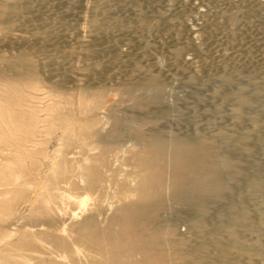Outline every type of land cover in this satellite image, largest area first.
I'll use <instances>...</instances> for the list:
<instances>
[{"label":"bare ground","instance_id":"6f19581e","mask_svg":"<svg viewBox=\"0 0 264 264\" xmlns=\"http://www.w3.org/2000/svg\"><path fill=\"white\" fill-rule=\"evenodd\" d=\"M35 1L37 2V0H0V91L21 93L27 88L38 89L43 81L46 82L47 86L49 84V86H51L52 84L54 88V86L63 81L65 84L66 80L72 81L74 79V74L71 72L72 65L66 66V64H70V62L66 61L64 54H60L57 48L62 44L63 48H65L64 43L75 35L76 28L78 27H76L75 30L72 29V26L75 27V25H71L73 23L70 24V21V32H68L69 30H66L69 27H65L64 25H62V29L59 28L58 26L62 27L61 23L60 25L58 24L59 21L56 24L55 22L57 21H55V19L54 21H51L53 19L48 21L46 16H44L48 11L46 8L47 11L45 10V14L44 12H42L43 14L39 13L41 10L44 11V7L43 9L39 7L41 8L39 10ZM254 1L256 0L251 2L254 3ZM261 1L262 3L264 2L263 0ZM169 2L170 0H95L93 3L94 7H91L93 13L89 11L92 14V16L89 14V16L92 17H90L89 19L91 20L88 21V23L90 22V27L88 26L89 28H86V30L89 29V32H86L89 33V36L88 34L87 36L90 38V41L87 40L86 36L85 37L86 40L89 41V44L90 42L96 46L99 44V46L94 47H99L101 49L106 47V49H111V52L109 51V53H107L108 50L105 51L103 49L105 51L103 52L104 54L101 51L102 55L100 58H97L99 55L96 56V49L95 51H87L85 54L86 57H84L85 59L83 58L84 60L80 57L83 61L81 64V60L78 58V62L81 66L79 67V64H77L78 67L75 68V70H79L78 68L82 70L81 76L83 77L81 78H83L85 85H82L83 87L80 90L77 99H65L66 102L65 100H61L59 103L61 104L65 102V104H70L76 107L72 110V113H75L76 110L83 113L97 110L102 106L104 97L107 94L106 86L115 83L117 85V92L130 100L136 111L138 108H140L139 110H145L151 104L153 106H158V104H160L162 95H164L162 87L163 79L173 73V68H184L187 70L185 66L192 65L194 66L192 69H194L196 74H198L203 67H206L209 71L206 75L207 82L213 81L215 84L214 81H218V84L216 82L217 88H215V94L226 92V87H229V85L231 87L232 85L231 88L227 89H231L230 92H228L230 93V96H233L232 100L235 99L233 109H231L233 110V119L235 117L238 121L240 119L241 122H245L246 119L249 118L253 121L251 122L253 123V127L250 126L252 127L251 130H246L244 128V131L237 129L232 131L222 129L217 130V132L214 131V134L205 138L206 141L200 137L201 135L188 138L183 136V138L172 132V135L170 134L171 136L168 138L160 135L157 131H155L156 133L152 132L153 134L150 135L141 136L140 141L136 142V147H133L134 153L129 158L130 163L141 174V177L138 179H129L127 182V189L132 195H136L137 198L115 207L106 222H102L98 218L99 211L91 210L88 213H85L81 218L71 217V224L68 229L64 223L60 226L56 225L52 215L48 213L47 206L49 200L43 197V189L46 188L47 175L57 172L56 165L58 163L67 162L69 159L67 150L72 144L90 141L93 144H97L99 151L94 154H89L88 157L83 160H77L75 169L78 171V176L81 179H83V177L89 179L87 185L84 187L86 193L96 194L97 192H104L107 187L102 175V168L108 163L107 155L109 151L115 148L117 142L121 141L124 137L125 132L128 131L127 127L131 129L133 121H135L136 118L130 115L126 116L127 113L125 114L126 117H121L120 110V113L118 112L120 116L110 112L109 119L111 126L104 130V124L109 123V121L104 122L103 124L102 121L95 116H85L83 118H77L71 115L59 116L61 130L60 133L54 136V142L52 145L53 149L48 155L49 162L51 163H43L44 166L40 169V174L37 175L38 177L36 176L37 181L33 186L31 195L26 200V206L23 211H19L15 217L17 220L22 219L29 211H39L37 209V204L42 206L43 215H45L49 224L47 233H42L41 236H39L36 232L26 230L25 232H28L26 233V236L47 237L51 239L54 245L59 247L61 251V262H59V264H232L233 261H235V258H240V262L245 260V263L242 261V264H252V260L255 258H258L259 260L264 259V175L252 171H248L247 173L246 170H242L238 162L235 161L226 151V154L221 153L222 155H217L220 154V147L225 146L224 144L226 143L229 145V142L232 143L231 145L236 150L245 148L244 146L246 145L244 144L252 141L258 143V148H260V145L262 148L264 147V129L260 128L261 123H258V118L255 115L256 113L253 112L255 109L257 110V108H264V80H257L260 78L256 77L257 73L255 72V66L252 64L255 71L249 69V66L251 65L248 64V59L247 64L249 66L247 68L251 71L250 73L245 70L244 67L246 66H242L243 69H241L238 66L239 64H236L237 58L235 59L236 62H232V57L230 58L231 61L228 60L229 56L227 57L225 54V52H228L227 50H223L224 54H218V56H220L218 58L219 60H216L217 62L211 60V58L209 60V58L206 59L204 57V59L201 58V62L199 63L198 61L199 64L196 65L197 58L195 59V57L199 53V47L201 46V49L203 48V43L200 46L197 45V42V44H195V35L198 34L197 32L203 33L204 31L206 33V31H210L215 27L210 30H203V24H206V21H208L206 20L203 22V26L198 27L196 30L193 28L189 29L188 27L185 29L186 27L180 25L177 20L179 18L181 19L179 15V18L174 16L179 24L174 22L176 20L172 21V19H169ZM258 2L260 1L258 0ZM210 3L212 4V2ZM243 3H245V1ZM257 3L255 5H257ZM181 4L183 5L184 3ZM39 6H41V4ZM240 7L241 6H239V10L242 8ZM246 8L244 9L245 11ZM177 9L182 10V7ZM239 10L237 13L229 12V15L227 13V22L230 21L234 23L237 19ZM244 10L241 11L244 12ZM251 10H253L252 7ZM251 10L249 11L250 13ZM50 13L51 12L47 13V16ZM176 13L183 14L182 12L179 13V11H176ZM27 16L28 18L24 20V17ZM55 16L53 14V16H50L49 18H54ZM209 16H211V13ZM212 17L213 16H211V18ZM29 18L31 21L28 20ZM63 21L64 20L61 21L62 24L64 23ZM224 21L225 20H223V22ZM212 23H214V21H212ZM22 25L23 28L26 26L28 34H16V32L14 34V31H16L15 29H18L20 26L22 27ZM224 25L226 26L227 23ZM205 29L208 28L205 27ZM61 30L64 32L61 33ZM78 30L79 29H77V31ZM157 32H161V34L158 33L159 37L156 34ZM185 32H188L186 34L190 35V38L188 39L191 40V44L198 52L194 53L196 54V56L194 55L195 57L186 58L181 55L184 46L188 44H179L177 43V39ZM228 32L229 31H226V33ZM209 34L213 35L214 33L209 32ZM152 35L154 37L157 36V39H153ZM205 35L209 36L208 33ZM227 35L229 36L230 34H226L225 36ZM77 36H79L78 38L80 39L78 33ZM210 37H208V39L210 38L208 42L210 41L213 43V36ZM230 37L231 36L227 38ZM60 38L63 40L66 39L64 40L65 42L63 41L64 43L62 42L61 44L60 42L62 40ZM231 38L227 40L232 48V43L234 41ZM217 39L220 40V38ZM222 40H224V38ZM84 41H82V43H84ZM120 41H126L130 45H133V42L137 41L136 44H134L136 47L128 49V53L122 55L119 51L120 44H118V42ZM206 41L202 42L205 43ZM208 42L205 43L206 46ZM70 43L72 42L70 41ZM65 44L69 43L67 42ZM239 44L236 42L235 45ZM50 45H52L53 48H50ZM101 45H103V47ZM156 45L163 47V50L164 48L167 49H165L169 52L167 57L165 56V51V55L158 54L159 51H157L158 53H154L156 51H153L152 49L154 48V50H156L154 47ZM213 45L216 44L213 43ZM213 45L212 47L210 45V48H214ZM226 45L228 46V44L223 45L222 43V46H225V48L227 47ZM2 47H6L7 52H4L6 50L3 51ZM48 47L50 49H47ZM218 47L220 46H217L216 48ZM229 47L230 46H228V48ZM218 49L216 50V53L220 51ZM120 50L122 51V49ZM66 55H69L67 57L71 58L70 56L72 53L67 51L65 52V56ZM85 55H82V57ZM235 56H237V54ZM249 56L251 58V55ZM249 56L247 55L244 59L242 58V61H246V58ZM72 57L74 58V56ZM239 58L241 59V56H239ZM71 62L73 63L74 61L71 60ZM244 63L242 62L240 64L245 65ZM167 65L169 67H167ZM165 66L167 67L166 69ZM259 68L260 67L257 68L259 71L257 72L260 74L261 69L259 70ZM212 69L214 71H212ZM191 71H189V73ZM245 71L248 74H244ZM174 72H176V70ZM262 72L264 71L262 70ZM75 73L77 72L75 71ZM196 74L188 75L191 76L189 77L191 80L192 78L194 80ZM99 83L101 84L100 88L98 87L99 89L97 88V90H94L93 86ZM233 85L234 89H232ZM224 94L223 96L225 97ZM57 108L58 106H52V108L46 107L45 110H51V112L53 110V112H55ZM245 108H250L254 115L248 117L250 114H246L248 118L245 116L246 119L243 121L244 114L242 115L241 111ZM111 111L115 110L113 109ZM51 112L46 113L45 120L49 119L51 121L52 118H55ZM0 115V122L8 124L5 115L1 110ZM236 119L234 120L236 121ZM240 121L239 123L236 121V123L240 125ZM261 127H264V125ZM239 128L241 129L242 127ZM138 133H140V130ZM70 134L75 135L77 140L71 141L69 138ZM134 134L137 133L135 132ZM37 143L38 142L33 141L32 146H35ZM24 149L29 151V145H25ZM249 149L253 148L248 146L246 152ZM226 169L228 173L230 170L235 169L237 174L234 175L244 176L247 179L246 192H243L242 194H239V192L237 195L238 197L239 195L241 197L239 202H234L235 199L232 201L230 197V200L228 199V201H232L231 203L229 202L226 204L223 200L228 191L226 186L227 179L231 180V178L228 177L229 175L225 173ZM231 174L230 176H232ZM230 180L228 182H230ZM229 193L231 192L228 191V194ZM219 199H222V202L227 205L226 212L221 213L222 208H218V211L220 210L218 213L217 207H215V211H217L218 214H214L213 216L212 213L214 212L211 211L214 207L211 208L210 204L217 202L216 200L219 201ZM248 200L254 201V207H252L253 211H251L248 204L244 203ZM173 205L178 207H188L191 209V214L189 215V218H187L188 226L191 228L190 230H193V234L197 235V237L199 236V238L193 237L194 235L188 236L189 234H187L186 236L182 234V231L179 232V230L173 225L174 223L170 224L168 220L164 218L163 211L176 207ZM214 205L215 203L213 206ZM174 211H172V213H175V215H171V213L169 214L177 217L176 221L178 222V217L181 216V213L178 210ZM252 212H254L256 216L255 220H253L254 217L252 216ZM171 216L170 219L172 221L173 218ZM180 218L182 219L185 217L183 215ZM69 230L70 233L68 232ZM244 232H249L250 235H252L250 232H254L255 236L253 235V237H250L245 234L250 237L246 238L244 237ZM45 263L54 264L56 262L47 259Z\"/></svg>","mask_w":264,"mask_h":264},{"label":"rangeland","instance_id":"374dc122","mask_svg":"<svg viewBox=\"0 0 264 264\" xmlns=\"http://www.w3.org/2000/svg\"><path fill=\"white\" fill-rule=\"evenodd\" d=\"M39 1L38 0H37V2L35 1V3H37L36 5H37L38 9L40 10L41 8L43 9V7H44V11L38 10L39 13L43 14L42 12H44V14H45V10L47 9L48 10V11L46 10L47 13L51 12L54 14V16L57 14L54 18H52V17L49 18L50 16H53V14L50 13L47 16V13H46V15H44V16H46L48 21H50V19H53L51 21H54V19H55V21H57V22H55L56 24L59 21V23H58L59 25L61 23V26L64 25L65 27H69L68 29H66L67 31L69 30L68 32H70L71 25H75V27L72 26V29H74V30L76 27H78V28H76V31H75L76 33L73 31L76 35V38L74 35L72 38H70V40L68 39L67 42L69 44H65V43H67L64 41L66 39L63 40L62 38H60L62 40V41L60 40L61 44L63 41L65 42V43L63 42L65 48H63V44L62 45L60 44L61 46L58 47L59 49L57 48V50L59 51L60 54H64L66 61L70 62V64H66V66L72 65L71 72H72V74H74V79L72 81L66 80L65 84L63 81V82H61L62 84L59 83L58 85L54 86V88H53L52 84H51V86H52V88H51V86H49L50 84L47 83V84H49L48 85L49 87H48L46 85V82L43 81L45 84L42 82L38 89L27 88V89H25L24 92H21V93L0 91V110L5 115V118L8 122V124L0 122V264H46L45 262L47 259L54 260L56 262L54 264H59V262H61V257H60L61 251H60L59 247H56L54 245V243L51 239H49L47 237H29V236H26V233H28V232H25L26 230L36 232L39 236H41L42 233H47V230L49 229L48 221L46 220L45 215H43V211H42L43 209H42V206L40 204H37V209L39 211H34V212L29 211L28 213H26L24 218L19 219V220H17L15 218L17 213L19 211H23L24 207L26 206L25 205L26 200L31 195L33 186L37 181L36 176L40 174L39 171L44 166L43 163L48 164V162H49L48 155L50 154V151L53 149L52 145L54 142V136L56 134L60 133V130H61L60 121L58 118L59 116L71 115V116H75L77 118H79V117L83 118L85 116H95V117H98L102 121L103 124H104V122L109 121V123L104 124L105 125L104 130L108 129L111 126V122L109 119L110 112L115 113L118 116H120L118 114V112L120 113V111H121V113H120L121 117H126L127 115L128 116L130 115V116H133L136 118V120L133 121V124L131 126L132 130L129 127H127L128 131L125 132L124 137L121 139V141L117 142V144L115 145V148L113 150L109 151V153L107 155L108 163L106 166H104L102 168V175H103V178L106 182V187H107V189L104 192H97L96 194L95 193L94 194L86 193L84 191V187L87 185L89 179H87V177H83V179H81L78 176V171L75 169V165H76L77 160L78 161L83 160V159L87 158L89 154H92V153L94 154V153H97L99 151L97 144H93L90 141L79 142L78 144H72V146L70 148H68V150H67V155L69 157L67 162L58 163L56 165L57 172L54 174L51 173V174L47 175V177H46V179H47L46 188L43 189V197H45V199L49 200V203L47 206L48 213H50L52 215V217L54 219V223H56V225L60 226L61 224L64 223V225L68 229L70 228V224H71L70 218L71 217L81 218L85 213H88L89 211L92 210V211H97V212L99 211L98 212V218L100 219V221L106 222L108 220L109 216H111L112 211L115 207H117L121 204L127 203L129 201L135 200L137 198L136 195H132L130 193V191L127 189V182L129 179H133V178L138 179L141 177L140 176L141 174L133 167V165L130 163V160H129L130 156L134 153L133 147L134 146L136 147V142L140 141L141 136L150 135V134H153L152 132L156 133L155 131H157V133H159L160 135H163L165 138H168L169 136H171L172 133L173 134L176 133V135H179L181 137L184 136L185 138L193 137L196 135H199V136L201 135L200 137L206 141L205 138H207L211 134H214V131L217 132V130H221V129L222 130H228V131H232V130H236V129L244 131V128H245L246 130H251L253 127V123H251V122H253V121L251 119H249L248 117L253 116L254 115L253 112L256 113L255 115L258 118V123H261V126L264 125V124H262V123H264V110H263L264 108L263 109L257 108V110L255 109L256 111L255 110L253 111V109H252L253 112H251L250 108H247V109L245 108L246 110L242 109L241 114L242 115L244 114L243 115L244 116L243 121H245V119H246L245 116L247 117L248 114H250L247 117L249 120L246 119L245 122H241L239 119L241 124L238 125L239 121L234 117V119H236V121L238 122V123H236V121L233 119V116H232L233 110H231V109H233L235 99L232 100L233 96L232 95L230 96L229 92L231 89H229V90L227 89V88H231L232 85H231V87H230V85H229V87L225 86L226 90H227V91L225 90L226 92H221L219 94H215V90H216L215 88H217L218 81H214L215 84L213 83V81H211V82L209 81L210 83L207 82L206 81V75L209 73V71L206 69V67L205 68L201 67L202 69L199 71L198 74H196L194 72V69H192V67H194L192 65H189L191 67H189L187 65L189 67V69L190 68L192 69V71H191V69L189 70L187 66H185V68L187 70H185L184 68L183 69L173 68V73L170 74L171 76L169 75L170 76V77L168 76L169 78L165 77L163 79V83H162L163 86L162 87L164 90V93H163L164 95H162V100L160 101V104H158V106H156V105L153 106L151 104L149 107L146 108L147 110L146 109L145 110H143V109L139 110L140 108H138V109L136 108L137 109V111H136L135 108L132 106L131 101L117 92V90H116L117 85L115 83H113V84L111 83V84H108L106 86L107 94L104 97L102 106L99 109L94 110V111H89L87 113H83V112L76 110L75 113L74 112L72 113V110L76 107H74L70 104H65V102L67 99H77L79 94H80V90L85 85L83 78H81V77H83V76H81L82 70H80V68H78L79 70H77V69L75 70V68L78 67L77 64H79L78 58L80 59V57H81L83 59L84 57H86L85 54L87 51H90V50L95 51V49H96V51H95L96 56L99 55V57H97V58H100V56L102 55L103 52L108 50L107 53H109V51L111 52V49H109V48L106 49V47L102 48V49L99 47L96 48L97 46H99V44L96 46L92 42H90V44H89L90 38L88 37L89 33H87V32H89L88 31L89 29L86 30V28L90 27V22L88 23V21L91 20V19H89L92 16V14L90 12L93 13L92 8L94 7L93 3L95 0H73V1L72 0H69V1L68 0H63V1L62 0L61 1L53 0L54 2L52 0H49V2H48V0H47V2H46V0L45 1L39 0ZM50 1H51V3H50ZM179 1L178 0H176V1L170 0V2H169V4H170L169 9L170 10L168 11V14H169L168 17L170 20L172 19V21H174V20H176L175 17H177V18L181 17V19H183L184 21L181 20L180 18L177 20L179 21L180 25H182L183 27H186L185 29H187V27H188L189 29L193 28L196 30L198 27H202L204 25L203 30L206 31V30H210L213 27H215L210 31H206V33H208L209 36L205 35L206 33L203 31L205 37L207 36L206 38L204 37L203 33L197 32L199 35L198 34L195 35L196 37L194 38V43L195 44L198 43L197 44L198 46H200L202 43L204 44V45L202 44V46H203L202 49H201V46L199 47L201 49V50L199 49V53L196 51V48L191 44V40L188 39V38H190V35L186 34L188 32H185L183 35L181 34L179 36V38L177 39V43L182 44V45H186L184 43L188 44V45L184 46V49L181 52L182 53L181 55H183L186 58H188V57L191 58V57L196 56V54H194V53H198L199 56L197 54V56L195 57V59L197 58L196 59V62H197L196 65H197L201 62V60H202L201 58L204 59V57L206 59L209 58V60L211 58V60H213V61L214 60L218 61L219 60L218 58L220 56V55L218 56V54H224L223 50H225V51L227 50L228 52H225V54L227 57L229 56L228 60H230V58L232 57L231 58V60L233 59L232 62L233 61L236 62L235 59L237 58L236 64H239L238 66L241 69H243V67L246 66L244 68L248 73L251 72V71H249V69H251V70L253 69L252 71H255L253 68L255 66V69H256L255 72L257 73L256 77L260 78L257 80L258 81H261L262 79L264 80V74H261V73H264V72H262V70L264 71V51H263L264 50V19H263V17H264L263 16V14H264L263 13L264 2L262 3L261 0H259L260 2H258V0H256V1H254V3L251 2L253 0H184V1L179 0ZM239 1H240V3H239ZM244 1H245V3H243ZM248 1H250V2H248ZM75 2H77V3H75ZM171 2H172V4H171ZM210 2H212V4ZM38 3H39V5L41 4V6H39ZM181 3H184V4L182 5ZM241 3H243L244 5L243 4H242L243 6L240 5ZM256 3H257V5H255ZM45 4H46V6H45ZM47 5H49V6H47ZM171 5H172V7H171ZM239 6H241L243 9L240 7L241 9L239 10ZM246 6H247V8H246ZM258 6H260V7H258ZM39 7H41V8H39ZM181 7H182V10L177 9V8H181ZM244 7L246 8V11H248V12L251 10V7L253 10H251V13L250 12L248 13L244 10L245 9ZM237 8L239 10V13L237 14V19L234 21L235 24L233 22H230V21L227 22L228 19L226 17V14L228 13V15H229L230 13H237L238 12ZM208 9H210V10H208ZM213 9L216 11H214ZM50 10H52V11H50ZM60 10H62V11H60ZM204 10H207V11H204ZM211 10H213L214 12ZM241 10H244V12ZM258 10H260L261 12ZM176 11L177 12L179 11V13L182 12L183 17L181 15V13L178 14V13H176ZM233 11H235V12H233ZM55 12H57V13H55ZM65 12H67V13H65ZM79 12H81V13H79ZM210 13H211V16H213L212 18H211V16H209ZM58 14H59V16H58ZM89 14L91 16H89ZM178 15H179V17H178ZM57 16H58V18H57ZM251 17H252V19H251ZM27 18H28V16L24 17V20ZM210 18H211V21H210ZM243 18H245V19H243ZM60 19H61V21L64 20L63 24L60 21ZM203 19H204V21H203ZM212 19H214V20H212ZM28 20L31 21L30 18ZM177 20L174 22L179 24ZM206 20H208V21H206ZM223 20H225V21L223 22ZM34 21H35V19H34ZM205 21H206V24L205 23L203 24V22H205ZM212 21H214V23H212ZM69 22H70V24L71 23H73V24L69 25ZM225 22L227 23L226 26L228 28L224 25V24H226ZM185 23H186V25H185ZM66 24H67V26H66ZM58 27L61 29L63 28V26L62 27L58 26ZM205 27L208 29H205ZM221 27L223 30L221 29ZM19 28L15 29L16 31H14V34H15V32H16V34H18V33L28 34L26 26L24 27L26 29V31L23 28V25H22V27L20 26ZM72 29H71V31H72ZM77 29H79V30L77 31ZM226 31H229V32L226 33ZM63 32L61 30V33H63ZM209 32L214 33V34L210 35ZM256 32L260 35H258ZM77 33H78V35H80V39L78 38L79 36H77ZM158 33L161 34V32L156 33L157 36L159 37ZM0 34H1V32H0ZM87 34H88V36H87ZM226 34H230L229 36L232 37V38L231 37L230 38L234 41V42L232 41L233 43L231 42L232 48H231V44L228 43V40H227L230 38H227L229 36L228 35L225 36ZM153 35H152L153 39H157V36L154 37L155 35L154 36ZM223 35H224V37H223ZM85 36L87 37V40H89V41L86 40ZM210 36H213V40L215 39L214 41L212 40V42L214 44H216L217 46H220L218 48H221V49L216 48L217 46L213 45V43H211L210 41H209L210 43L208 42V40L211 38ZM208 37H210V38L208 39ZM217 38H220V40H222L224 38L225 41L224 40L220 41ZM72 39H74V40H72ZM206 39H207V41H206ZM84 40H86V41H84ZM216 40H218L220 42H218ZM70 41L72 43H70ZM82 41H84V43H82ZM188 41L190 42V44ZM202 41L208 42L207 46L205 44L206 42L204 43ZM136 42H133V45L136 44ZM221 42L223 43V45L228 44V46H230V47L228 48V46L226 45L227 47L225 48V46H222ZM236 42H237V44L240 43L239 44L240 46L235 45ZM118 44H120L119 45V47H120L119 51L122 55L128 53V51H129L128 49L136 47V45H134V46L130 45L126 41L125 42L120 41V42H118ZM210 45H211V47L213 45L214 48H210ZM51 46L52 45H50L49 47L53 48V46L52 47ZM94 46H96V47H94ZM101 46L103 47V45H101ZM156 46L158 49H160V48L161 49L158 50L156 48ZM156 46H154L156 50H154V48L152 49L153 51H156L154 53H158L157 51H159L158 54L165 55V52H166L165 56L167 57V55L169 54V52L166 51L167 49L164 48V50H163V47H161L159 45H156ZM191 46H193V47H191ZM204 46H205V48H204ZM49 47L47 49H50ZM90 47H92V48H90ZM2 48H3L2 49L3 51L6 50V47L5 48L2 47ZM238 48L239 49L241 48V49L239 50ZM120 49H122V51ZM217 49L220 50V51H218V53H216ZM231 49H232V51H231ZM234 50H235V52H234ZM64 51L65 52L70 51V53H72V55L70 56L71 58L67 57L70 54L65 56ZM101 51H102V53H101ZM4 52H7V50ZM83 52H84V54H83ZM112 52H114V51H112ZM234 53H236L237 56H235L236 54H234ZM200 54L201 55L203 54V55L201 56ZM82 55H85V56L82 57ZM244 55H246V56L251 55L252 59L249 56L246 58V61L245 60L242 61L246 57ZM72 56H74V58ZM214 56H215V59H214ZM239 56H241V59L239 58ZM68 59H70V60H68ZM247 59H248V64L251 66H249L247 64ZM71 60H73L74 62L72 63ZM198 61H199V63H198ZM82 62L83 61L81 60L80 64ZM242 62L243 63L246 62V63H244L245 65L240 64ZM80 64H79V67L81 66ZM252 64L254 66H252ZM73 65H75V66H73ZM248 66H249V69L247 68ZM167 67H169V66L167 65ZM167 67L165 66V69ZM258 67H260L259 70L261 69L260 74L258 73L259 71L257 70ZM213 68H214V66H213ZM175 70H176V72H174ZM75 71L77 73L79 71L80 75H79V73L78 74L75 73ZM189 71H191L192 73L191 72L189 73ZM212 71H214V70L212 69ZM246 71L244 74H248ZM243 72H244V70H243ZM188 74H190V75L196 74V76H194V80H193V78L191 80L189 78L191 76ZM174 75H176V76H174ZM75 77H77V78H75ZM216 82H217V84H216ZM60 84H61V86L59 87ZM97 85L95 84L93 86L94 90H97V88L98 87L100 88V86H101L100 83ZM55 87H56V89H55ZM232 89H234V85H233ZM55 94H56V96H55ZM220 94H221V96H220ZM223 94L225 95V97L223 96ZM227 94H229V95H227ZM207 95H208V97H207ZM229 97H231V98H229ZM61 100H65V102L60 104L59 102ZM167 100H168V102H167ZM157 103H159V102H157ZM153 104H155V103H153ZM52 106H54V107L58 106V108L55 112H53V110H52V112H51V110H48V111L45 110L46 107L52 108ZM113 109L115 111H111ZM261 110H262V112H261ZM140 111H141V113H140ZM47 112H51L55 118H52L51 121L49 119L45 120V115ZM125 114H126V116H125ZM139 116H140V118H139ZM243 116H242V118H243ZM215 122H216V124H215ZM250 126H252V127H250ZM261 126H260V128L264 129V127H261ZM239 127H242V128L240 129ZM158 129H160V130H158ZM139 130H140V133H138ZM141 131H143V132H141ZM159 131H161V132H159ZM133 132L134 133L136 132L137 134H134ZM69 138L71 141L77 140V137L75 135H72V134L69 135ZM33 141H36L38 143L35 144V146H32ZM231 144L232 143L229 142V145L226 143V144H224L225 146L220 147L221 148L220 151L218 149L220 154H217V155H222L223 153L226 154V152H227L232 156V158L235 161L238 162V164L240 165V168H242V170L243 169L246 170L247 173H248V171H252L254 173L256 172L260 175H264L263 174L264 173V171H263L264 170V147L262 148L260 145V148H258L259 147L258 143L252 141L249 143H245L244 144V145H246V146H244L245 148H243L241 150H236L233 148V146ZM247 144H248V146H250V148H253L254 150L249 149L250 151L248 150L246 152V149L248 148ZM249 144H251V145H249ZM25 145H29V148H30L29 151H26V149H24ZM251 146H254V147H251ZM219 157H221V156H219ZM49 163H51V162H49ZM246 163H248V164H246ZM253 163H255V164H253ZM225 173L228 174L229 175L228 177L231 178V180L227 179L226 186H227L228 191L232 193V196H231V193H229L230 194L229 195L228 191H227V194L224 197L225 199H223V200H224V202H226V204H228L229 202L231 203L234 199H235L234 202H239L241 200L240 199L241 197H240V195H239V197L237 195L239 192H240L239 194L246 192L247 179L244 176L242 177L240 175H234V174H237L235 172V169L230 170L229 173L226 169ZM230 174L232 176H230ZM229 180H230V182H228ZM229 197L232 201H228ZM96 199H99V200H96ZM223 200L222 199H219V201L216 200L218 203L214 202L215 203L214 206H213L214 203H211L212 205L210 204L211 208L214 207L213 210L211 211V212H214V213H212L213 216H214V214L217 215L220 212V210L218 211V208H220V209L222 208L221 213L226 212L227 205H225L222 202ZM244 203L248 204L249 208H251V211H253V209H252V207H254L253 206V204H254L253 200L252 201L248 200L247 202H244ZM111 204H112V206H111ZM248 205H246V206H248ZM250 205H251V207H250ZM173 206H176V205H173ZM215 207H217L218 213H217V211H215ZM179 208H180V210H179ZM174 210L180 211V213H181L180 217H182L184 215V217L186 219L185 218L181 219L180 217H178V222H177L176 221L177 217L174 216L176 213ZM172 211H174L175 213H172ZM187 211H188V213H187ZM190 212H191V209L188 207L176 206V207L166 209V211H163V215H164V218H166L170 224L174 223L173 225L176 227V229L179 230V232L182 231L181 233L186 235V236H187V234H189L188 236H193L194 235L193 230H190L191 228L188 226L189 224H188V219H187V218H189V215L191 214ZM169 213H171V215L174 214L173 216L175 218L173 216H171ZM252 214H253L252 216L254 217L253 220H255L256 216H255L254 212H252ZM166 215H167V217H166ZM170 216L173 218V220H172L173 222L171 221ZM182 224H184V225H182ZM68 232L70 233V230ZM250 233L252 235H250L249 232H247V233L244 232V237L250 238V237H253V235L255 236L254 232H250ZM68 234H65V235H68ZM245 234L249 235L250 237L245 235ZM193 237L196 238L197 235H194ZM197 238H199V236ZM239 259L235 258L234 259L235 261H233L232 264H234V263L242 264V261L245 263V260H242L240 262ZM257 259L258 258H255L254 260L256 261ZM254 260H252V264H255ZM263 262H264V259H262V260L258 259L256 261V264L257 263L264 264Z\"/></svg>","mask_w":264,"mask_h":264}]
</instances>
